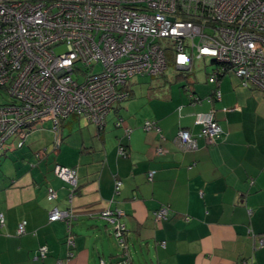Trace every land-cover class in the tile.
<instances>
[{"label": "crops", "instance_id": "1", "mask_svg": "<svg viewBox=\"0 0 264 264\" xmlns=\"http://www.w3.org/2000/svg\"><path fill=\"white\" fill-rule=\"evenodd\" d=\"M183 72L176 75L177 81L185 78L179 99L167 90H155L153 100L138 98L130 84L147 83L148 76H133L126 106L115 103L103 130L71 115L56 133L52 121L40 122L23 151L0 150V264H264V247L255 248L252 238L264 234V95L230 73L212 84L208 73L191 78ZM149 78L153 88L165 79ZM215 87L219 100L212 97ZM190 93L201 102L191 103ZM210 110L224 132L211 144L193 124L196 113ZM118 119L123 127L115 125ZM146 120L160 132L143 130ZM181 128L190 130L196 149L179 146ZM121 144L128 148L124 157L117 154ZM56 164L76 170L73 196L54 175ZM116 179L122 182L117 194ZM47 186L56 199L46 198ZM161 206L169 213L157 222L154 212ZM55 207L76 215L71 246L65 221H48ZM115 209L124 212L125 249L99 217ZM22 220L25 232L17 235ZM43 245L46 256L38 258Z\"/></svg>", "mask_w": 264, "mask_h": 264}, {"label": "built area", "instance_id": "2", "mask_svg": "<svg viewBox=\"0 0 264 264\" xmlns=\"http://www.w3.org/2000/svg\"><path fill=\"white\" fill-rule=\"evenodd\" d=\"M160 39L174 48L175 70H191L195 58L210 59L216 67L207 75L209 83L230 73L242 86L251 84L264 95V0H0V86L15 100L0 106V150L9 139L20 147L31 122L52 121L56 133L59 121L73 115L102 130L114 104L128 97V79L157 76L167 69L171 50L163 48ZM60 46L64 49L57 52ZM78 71L84 75L81 81L73 76ZM189 95L191 103L201 102ZM212 97L220 99L217 87ZM120 123L118 119L115 124ZM194 124L209 144L224 134L212 110L196 113ZM143 129L160 132L150 120ZM129 131L125 128L126 134ZM176 141L183 150L197 148L187 128L178 130ZM59 142L56 134L55 147ZM122 150L120 146L118 152ZM54 174L77 185L73 168L57 164ZM119 187L115 181L116 193ZM56 195L48 189V199ZM166 214L167 208L160 207L155 220L160 222ZM70 215L54 208L48 219L67 223ZM102 216L116 220L111 210ZM115 222V237L123 243L125 224ZM25 225V220L19 222L18 235ZM252 238L255 248L264 247V234ZM67 245H73L71 236ZM46 253L43 245L37 257Z\"/></svg>", "mask_w": 264, "mask_h": 264}, {"label": "rangeland", "instance_id": "3", "mask_svg": "<svg viewBox=\"0 0 264 264\" xmlns=\"http://www.w3.org/2000/svg\"><path fill=\"white\" fill-rule=\"evenodd\" d=\"M159 43L162 45V47L163 48H168V49H170V50H173L174 48H173V46L172 45H169L168 44V40H166V39H160L159 40ZM63 49L64 48H62V46H60V47H58L56 50H57V52H62L63 51ZM193 69L192 70H190V71H192V72H190V71H184L183 73H185V77H188L189 75H190V77L191 78H193V76L194 75H196V74H198V75H200V74H205V73H209L210 71H212V69L213 68H215L216 67V65L215 64H213V63H211L210 62V59H193ZM79 65V68L81 69V70H83L82 72H87V69H86V67L85 66H82L81 65V63H79L78 64ZM82 72H75L74 74H73V76H74V78H76L78 81H81L82 79H83V77H84V75H83V73ZM179 73H182V71H177V70H175L171 65H168L167 66V69H165V71L162 73V74H164V77H165V79H164V81H163V83H162V86L160 87V88H153V87H151L150 86V78H149V76L148 77H146L147 79H148V82L147 83H137V82H133V83H131L130 84V89H131V91L133 92V94L134 93H136V95L138 96V98H140V97H143L145 100L146 99H149V100H153V99H155L156 97H154V95L156 94V92H155V90H159V93L161 92V90H163V91H165V90H167L168 91V93L170 94V97H171V99H179V93H178V90H179V88H181L182 89V84H184V81H185V78H183L182 80H179V81H177L176 80V75L177 74H179ZM162 74H160V75H162ZM136 76H141V75H136ZM157 76H159V75H157ZM155 77V76H154ZM134 78H137V77H134ZM129 94H130V92H129ZM148 95H149V98H148ZM153 95V96H152ZM129 96V95H128ZM151 96V97H150ZM128 98V97H127ZM11 99H10V97L8 96V94L5 92V91H3V90H0V105L1 104H6V103H9V101H10ZM127 101V99L126 100H124L121 104H122V106L123 107H125L126 106V102ZM125 102V103H124ZM62 120V119H61ZM60 120V121H61ZM109 120V116L107 115V117H106V122ZM60 121H59V123H60ZM40 122H38L37 124V127H36V129L37 128H39L38 126L40 125L39 124ZM91 123V122H90ZM124 123V122H123ZM47 124H49V122H47L46 123V125ZM93 124V123H92ZM107 124V123H106ZM105 124V125H106ZM59 125V124H58ZM116 125V124H115ZM96 127V126H95ZM121 127H123V126H121ZM58 129V128H57ZM35 130V129H34ZM99 131V130H98ZM35 131H32L29 135H28V137H27V139H31V138H33V137H35V133H34ZM58 138H59V136H58ZM59 141H60V139H59ZM16 145V143H15V139H14V141H12V143H10L9 144V142L7 141L5 144H4V146H3V149H12V148H14V149H12V150H10L9 152H12V151H18V150H21V151H23L25 148H21V147H16L15 146ZM59 145V144H58ZM27 146V145H26ZM21 148V149H20ZM2 149V150H3ZM57 149V148H56ZM55 149V150H56ZM119 150V149H118ZM7 151V150H6ZM54 151H52L51 153H53ZM57 165V164H56Z\"/></svg>", "mask_w": 264, "mask_h": 264}, {"label": "trees", "instance_id": "4", "mask_svg": "<svg viewBox=\"0 0 264 264\" xmlns=\"http://www.w3.org/2000/svg\"><path fill=\"white\" fill-rule=\"evenodd\" d=\"M172 54H173V50H171V53H170V55H169V57H168V65H171L172 66ZM225 75V74H224ZM221 76H223V75H221ZM220 76V77H221ZM129 80V79H128ZM127 80V81H128ZM212 84H215V83H212ZM124 88L125 89H127L128 90V87H127V83H126V85L124 86ZM0 90H3V91H5L7 94H8V96L10 97V101H9V103H6V104H1L0 106H4V105H8V104H10V103H13V102H15V100H14V98L7 92V90H6V88L5 87H2V86H0ZM129 91V90H128ZM125 100V99H124ZM115 105V104H114ZM114 107V106H113ZM113 110V109H112ZM111 112V111H110ZM109 112V113H110ZM73 116V115H72ZM147 121V120H146ZM150 121H152V120H150ZM155 122V121H154ZM37 123L38 122H33V124H32V122L30 123V124H28V127L26 126V128H25V133H26V135H25V138H26V136H28L34 129H35V127L37 126ZM156 123V122H155ZM193 124H194V122H193ZM143 125H144V123H143ZM195 125V124H194ZM120 126H122V121H121V123H120ZM105 127V126H104ZM104 129V128H103ZM102 129V130H103ZM144 130V129H143ZM224 133V132H223ZM24 138V139H25ZM54 144H55V141H54ZM17 146V145H16ZM122 147L123 148V150H122V153H119V152H117V154L120 156V157H124V156H126V154H127V150H128V148L125 146V145H119L118 146V149H119V147ZM53 172H54V168H53ZM55 175V174H54ZM56 176V175H55ZM57 178H59L58 176H56ZM60 179V178H59ZM62 180V179H61ZM62 181H64V180H62ZM115 181H119L120 182V186H121V184H122V182H121V180L120 179H116ZM64 182H66V181H64ZM67 183V182H66ZM68 184V186H69V193H70V191L72 190V196L75 194V192H76V189H77V185L75 186V187H73L72 185H70L69 183H67ZM114 187H115V182H114ZM49 188H52L55 192H56V190L53 188V187H51V186H47L46 187V198L48 199V189ZM119 192H120V187H119ZM114 193L115 194H117L116 192H115V189H114ZM56 194H57V192H56ZM56 197H57V195H56ZM56 197L54 198V199H56ZM69 198V196L67 197V199ZM54 199H48L49 201H51V200H54ZM70 199V198H69ZM69 199H68V201H69ZM71 202L69 201V204H70ZM162 207V206H161ZM164 207H166V206H164ZM56 208V207H55ZM160 208V207H159ZM158 208V209H159ZM167 208V207H166ZM52 209H54V208H51L49 211H48V216H49V212L52 210ZM56 209H58V208H56ZM157 209V210H158ZM59 210V209H58ZM66 210H68V212L71 214L70 215V217L69 218H67V220H69L67 223H66V220H62V221H65V223H66V230H67V236H66V240H65V242L67 243V238L69 237V236H71L72 238H73V234H72V232H71V224H72V222L75 220V218H76V215L75 214H73L72 213V211H71V208H66L65 210H59V211H66ZM115 210H117V209H115ZM115 210H111L112 212H113V217H115V221H119V222H121V223H124L122 220H121V218L124 216V212H123V210H122V212H123V214L122 215H118V213L115 211ZM119 210V209H118ZM156 210V211H157ZM168 213H169V209L167 208V214H166V217H165V219L167 218V216H168ZM99 217L101 218V219H103L104 221H106L107 223H109V224H111L112 225V234H113V236H114V238H115V240L117 241V243L119 242L118 241V239L115 237V229H114V225H115V221H114V223H112V222H110L109 220H107L105 217H103L102 216V212L99 214ZM59 220V219H58ZM162 220H164V219H162ZM161 220V221H162ZM48 221H49V219H48ZM55 221V220H54ZM49 222H51V221H49ZM125 224V223H124ZM125 227H126V225H125ZM17 233V232H16ZM18 235V234H17ZM19 235H21V234H19ZM125 236H126V234H125ZM120 243V242H119ZM121 245H122V248L123 249H125L126 247H127V243H126V239H124V242L123 243H120ZM68 246V245H67ZM71 246V245H70Z\"/></svg>", "mask_w": 264, "mask_h": 264}]
</instances>
